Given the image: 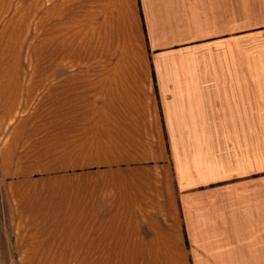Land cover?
I'll return each mask as SVG.
<instances>
[{
  "label": "crops",
  "instance_id": "obj_1",
  "mask_svg": "<svg viewBox=\"0 0 264 264\" xmlns=\"http://www.w3.org/2000/svg\"><path fill=\"white\" fill-rule=\"evenodd\" d=\"M0 264H264V0H0Z\"/></svg>",
  "mask_w": 264,
  "mask_h": 264
},
{
  "label": "rangeland",
  "instance_id": "obj_2",
  "mask_svg": "<svg viewBox=\"0 0 264 264\" xmlns=\"http://www.w3.org/2000/svg\"><path fill=\"white\" fill-rule=\"evenodd\" d=\"M122 256H123V253H122Z\"/></svg>",
  "mask_w": 264,
  "mask_h": 264
}]
</instances>
